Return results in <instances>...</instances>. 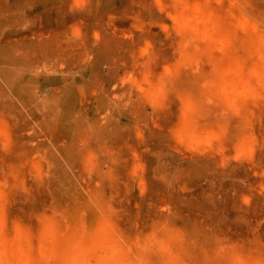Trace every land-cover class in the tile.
Segmentation results:
<instances>
[{"label": "rangeland", "instance_id": "obj_1", "mask_svg": "<svg viewBox=\"0 0 264 264\" xmlns=\"http://www.w3.org/2000/svg\"><path fill=\"white\" fill-rule=\"evenodd\" d=\"M0 264H264V0H0Z\"/></svg>", "mask_w": 264, "mask_h": 264}]
</instances>
